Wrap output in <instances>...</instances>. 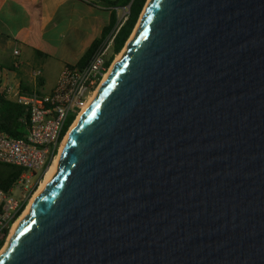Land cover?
I'll use <instances>...</instances> for the list:
<instances>
[{
  "label": "water",
  "instance_id": "1",
  "mask_svg": "<svg viewBox=\"0 0 264 264\" xmlns=\"http://www.w3.org/2000/svg\"><path fill=\"white\" fill-rule=\"evenodd\" d=\"M139 20L0 264H264V0Z\"/></svg>",
  "mask_w": 264,
  "mask_h": 264
},
{
  "label": "crops",
  "instance_id": "2",
  "mask_svg": "<svg viewBox=\"0 0 264 264\" xmlns=\"http://www.w3.org/2000/svg\"><path fill=\"white\" fill-rule=\"evenodd\" d=\"M113 14L97 0H0V94L17 102L22 93L51 92L61 70L83 58Z\"/></svg>",
  "mask_w": 264,
  "mask_h": 264
},
{
  "label": "built area",
  "instance_id": "3",
  "mask_svg": "<svg viewBox=\"0 0 264 264\" xmlns=\"http://www.w3.org/2000/svg\"><path fill=\"white\" fill-rule=\"evenodd\" d=\"M117 9L116 25L84 66H65L49 93H22L17 97V102L25 105L30 115L27 138L14 137L0 128V162L29 171L10 190L0 187L1 247L19 217L25 213L49 166L47 163L58 155L72 126L64 133L69 117L76 114L77 119L90 104L118 55L115 54L110 66L107 65L115 38L130 14V6Z\"/></svg>",
  "mask_w": 264,
  "mask_h": 264
},
{
  "label": "trees",
  "instance_id": "4",
  "mask_svg": "<svg viewBox=\"0 0 264 264\" xmlns=\"http://www.w3.org/2000/svg\"><path fill=\"white\" fill-rule=\"evenodd\" d=\"M99 4L106 6H111L114 9V14L112 21L109 25H106L99 37H97L88 51L85 53L83 58L76 63V66H84L91 58L94 51L99 47V45L106 40L112 29L114 28L118 15L117 8L130 6V14L127 20L124 22L120 28L114 42L113 54L110 59L107 61V65H110L112 60L115 58V54H118L122 51L127 41L129 40L132 32L134 31L140 16L144 10V7L147 3V0H97ZM0 128L8 132L14 137L26 139L28 136V124L30 123V115L27 107L16 101H11L7 98V95L4 93L0 94ZM76 114H73L69 117L67 124L64 129V133L67 132L71 124L73 123ZM47 165H50L47 163ZM10 168H14L15 165H10ZM24 168L17 167L9 173V176L0 179V187L5 190H10L11 187L15 185L18 181L21 173L24 171ZM1 248V245H0Z\"/></svg>",
  "mask_w": 264,
  "mask_h": 264
},
{
  "label": "bare ground",
  "instance_id": "5",
  "mask_svg": "<svg viewBox=\"0 0 264 264\" xmlns=\"http://www.w3.org/2000/svg\"><path fill=\"white\" fill-rule=\"evenodd\" d=\"M127 52V48H125L118 56L117 58L115 59V62L113 63L110 71L106 74L103 82L101 83V85L99 86V88H101V86L105 83V81L108 79L109 75H110V72L112 71V68L114 67V65L120 61L124 55L126 54ZM99 88L96 92V94L98 93L99 91ZM95 94V95H96ZM95 98V96H94ZM93 98V99H94ZM93 99L91 101H93ZM91 104V102H90ZM90 104L84 108V110L80 113L79 117L77 118V120L75 121V123L73 124L70 132L67 134L62 146H61V151L59 152V154L56 156L55 159H53V161L50 163V165L47 167L46 171H45V174H44V177L43 179L41 180L35 194L33 195L29 205H28V208L26 209L25 213L23 214V216H21L18 221L15 223L14 227H13V232L11 234V236L9 237L8 239V242H7V245H5V247H3V249L0 251V256L5 253L8 248H9V245L11 243V239L13 237V235L15 234V228L17 227V225L20 223L21 219H23L26 215H28V213L30 212L31 208H32V205H33V202L34 200L36 199V197L42 193L46 188L47 186L49 185V183L57 176V174L59 173L60 171V160H61V157H62V153H63V150L66 146V143L69 139V136H70V133L72 131V129L80 122L81 118H82V114L87 110V108L90 106Z\"/></svg>",
  "mask_w": 264,
  "mask_h": 264
},
{
  "label": "rangeland",
  "instance_id": "6",
  "mask_svg": "<svg viewBox=\"0 0 264 264\" xmlns=\"http://www.w3.org/2000/svg\"><path fill=\"white\" fill-rule=\"evenodd\" d=\"M149 1L150 0H147V3H146V5L149 3ZM146 5H145V7H146ZM145 7H144V9H145ZM144 11V10H143ZM117 21H118V18H117ZM117 21H116V23H117ZM140 21V20H139ZM139 21H138V23H137V25H136V27H135V29H134V31L132 32V34H131V36H130V38L131 37H133V35H134V33H135V30H136V28H137V26L139 25ZM116 25V24H115ZM129 38V39H130ZM127 44V43H126ZM127 46L125 45L124 46V48L122 49V51L126 48ZM121 51V52H122ZM121 52H119L118 53V55L121 53ZM110 54H113V47L111 48V51H110ZM117 55V56H118ZM117 56H116V58H117ZM115 58V59H116ZM114 59V60H115ZM115 61H113V63H114ZM113 63H112V65H113ZM112 65L110 66V69H111V67H112ZM109 69V70H110ZM77 119H75V121H76ZM75 121L72 123V126H73V124L75 123ZM71 126V127H72ZM60 151H61V149H60ZM59 151V152H60ZM59 152H58V154H59ZM17 168V166H15L14 168L12 167V168H5V167H3V166H0V177H3V176H5L6 174H8L9 172H11V171H13L14 169H16ZM26 173H29V171H26ZM44 177V176H43ZM43 177H42V179H43ZM20 193V192H19ZM30 203V202H29ZM29 205V204H28ZM27 208H28V206H27ZM21 216H23V214L21 215ZM20 216V217H21ZM19 217V218H20ZM14 227V226H13ZM12 232H13V228H12V230L10 231V233L6 236V238L4 239V241H3V246L0 248V251L3 249V247H5V245H7V242H8V239H9V237L11 236V234H12Z\"/></svg>",
  "mask_w": 264,
  "mask_h": 264
}]
</instances>
